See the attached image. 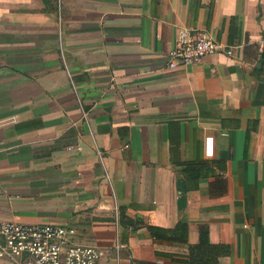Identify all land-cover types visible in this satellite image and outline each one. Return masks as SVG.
<instances>
[{"label": "crops", "instance_id": "obj_1", "mask_svg": "<svg viewBox=\"0 0 264 264\" xmlns=\"http://www.w3.org/2000/svg\"><path fill=\"white\" fill-rule=\"evenodd\" d=\"M177 28L223 49L170 70ZM0 219L102 264H196L201 227L217 264H264V0H0ZM179 221L186 243L147 230Z\"/></svg>", "mask_w": 264, "mask_h": 264}, {"label": "built area", "instance_id": "obj_2", "mask_svg": "<svg viewBox=\"0 0 264 264\" xmlns=\"http://www.w3.org/2000/svg\"><path fill=\"white\" fill-rule=\"evenodd\" d=\"M56 13L61 32L63 16L60 5ZM222 49L223 46L203 30L177 28L174 47L168 53L166 66L170 70H179L199 65L205 57ZM59 56L66 67L61 44ZM69 83L75 92L76 85L71 76ZM77 104L82 106L79 99ZM76 236V230L71 226L0 219V260L9 264H102L108 256L107 250L78 243ZM122 248L124 246L121 244L114 247L116 256Z\"/></svg>", "mask_w": 264, "mask_h": 264}, {"label": "trees", "instance_id": "obj_3", "mask_svg": "<svg viewBox=\"0 0 264 264\" xmlns=\"http://www.w3.org/2000/svg\"><path fill=\"white\" fill-rule=\"evenodd\" d=\"M184 197H179L177 206L182 208ZM147 230L155 241L162 243H186L188 225L185 221H179L172 229H163L147 226ZM229 248L226 245H211L208 242L207 231L204 227L199 230L198 244L189 247V260L196 264H217L218 258L227 255Z\"/></svg>", "mask_w": 264, "mask_h": 264}]
</instances>
